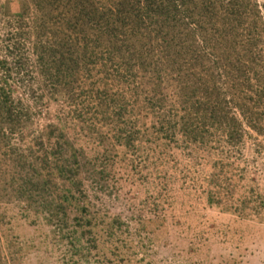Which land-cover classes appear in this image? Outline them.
<instances>
[{
  "label": "rangeland",
  "instance_id": "1",
  "mask_svg": "<svg viewBox=\"0 0 264 264\" xmlns=\"http://www.w3.org/2000/svg\"><path fill=\"white\" fill-rule=\"evenodd\" d=\"M0 264H264V0H0Z\"/></svg>",
  "mask_w": 264,
  "mask_h": 264
},
{
  "label": "trees",
  "instance_id": "2",
  "mask_svg": "<svg viewBox=\"0 0 264 264\" xmlns=\"http://www.w3.org/2000/svg\"><path fill=\"white\" fill-rule=\"evenodd\" d=\"M4 107H5L4 104L2 102H0V111H2V112L5 111L6 109H4Z\"/></svg>",
  "mask_w": 264,
  "mask_h": 264
}]
</instances>
